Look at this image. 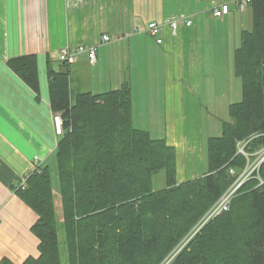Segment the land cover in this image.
Returning <instances> with one entry per match:
<instances>
[{
    "label": "trees",
    "instance_id": "16d2710c",
    "mask_svg": "<svg viewBox=\"0 0 264 264\" xmlns=\"http://www.w3.org/2000/svg\"><path fill=\"white\" fill-rule=\"evenodd\" d=\"M250 27L233 50L241 98L206 141L207 168L178 182L176 149L135 127L128 80L103 92L73 91L69 64L48 69L50 110L62 119L50 164L15 194L36 214L38 255L19 264H160L264 148V0H247ZM8 67L35 93L34 54ZM241 148V150H240ZM233 169V173L229 172ZM165 173V186L152 179ZM264 160L213 219L168 264H264ZM60 211V212H59ZM60 213V214H59ZM0 264H16L9 258Z\"/></svg>",
    "mask_w": 264,
    "mask_h": 264
},
{
    "label": "crops",
    "instance_id": "0c3cea01",
    "mask_svg": "<svg viewBox=\"0 0 264 264\" xmlns=\"http://www.w3.org/2000/svg\"><path fill=\"white\" fill-rule=\"evenodd\" d=\"M221 5H227L229 12L214 17L213 8ZM173 16L191 17L193 23L190 27L180 24L175 33L165 27L162 41L157 43L145 30L146 24ZM215 19L228 26L226 41L231 24L234 50L240 31L250 27V11H240L233 0H0V259L6 257L19 264L28 255H38V240L30 230L37 216L12 193L11 184L31 170L33 156L40 157L42 165L54 159L59 136L54 130L46 72L59 68L53 66L55 61L60 63L59 48L96 45V62L91 64L83 55L84 62L78 59L69 64L70 76L71 66L76 70L95 67L103 48L112 45L118 49L120 59L113 73L116 81H103V87L113 86L110 89L124 80L131 85L132 57L145 54L147 61L151 55L154 60L159 58L160 99L153 104L163 119L166 142L176 149V178L181 182L196 177L190 175L191 168L197 158L202 162V155L197 156L201 149L197 129L184 119L189 112L187 116L196 117L199 109L202 80L207 79L201 73V41L207 22ZM103 34L110 38L107 43L101 41ZM150 39L159 48L152 51ZM28 54L37 59L38 95L7 65L8 59ZM132 99V119L134 113L151 108L145 101L136 106L133 93Z\"/></svg>",
    "mask_w": 264,
    "mask_h": 264
},
{
    "label": "rangeland",
    "instance_id": "374dc122",
    "mask_svg": "<svg viewBox=\"0 0 264 264\" xmlns=\"http://www.w3.org/2000/svg\"><path fill=\"white\" fill-rule=\"evenodd\" d=\"M205 38L201 41V73L206 75L202 80V96L199 97V109L196 117L187 116L184 119L185 124L196 127L197 146L201 147L197 151V156L202 155V162L199 163L198 158L195 166L191 168L190 175L199 176L207 168L206 162V141L209 136L219 135L221 132V122L229 120L228 105L232 102L239 101L241 98L240 80L233 74L232 56H233V34L232 26L229 24L230 34L229 40L226 41V33L228 26L218 22V19L210 20L206 24ZM203 31V30H202ZM237 42H239L238 38ZM151 40V39H150ZM107 43V42H106ZM111 46V48H110ZM106 49L100 51V60L95 67L87 66L78 70L71 66V76L73 91H92L103 92L113 86L107 85L103 87V81L107 78L110 83L113 77L114 68L117 70V63L120 59L119 50L110 45ZM150 48L152 51L159 48L156 42L151 40ZM143 53V52H142ZM145 54L136 55L129 71L130 83L136 106L139 101H145L148 107L145 113L136 112L133 114V125L138 128L149 131L150 136L154 138H164L162 129L163 119L160 113L155 112V101L160 99L159 75H161L159 58L154 60L152 55L147 61ZM139 57V59H138ZM83 60V56L79 58ZM84 62V60H83ZM158 63V64H157ZM60 63L55 61L54 68H58ZM43 74L44 68L40 69ZM45 73V72H44ZM128 75V72H127ZM102 88H99L98 85ZM192 117V118H191ZM198 146V148H199ZM52 168L53 185L57 186L56 168L54 159L50 163ZM165 186V173L159 171L152 179V189L157 190ZM60 212V211H59ZM60 214V213H59ZM185 246L182 240L177 244L171 252L164 258L160 264H168ZM168 260V261H167Z\"/></svg>",
    "mask_w": 264,
    "mask_h": 264
},
{
    "label": "built area",
    "instance_id": "2783aa9c",
    "mask_svg": "<svg viewBox=\"0 0 264 264\" xmlns=\"http://www.w3.org/2000/svg\"><path fill=\"white\" fill-rule=\"evenodd\" d=\"M236 4L237 8L242 11L247 6V0H233ZM229 12V7L227 5H221L214 7L212 10V15L214 17H223L225 14ZM193 21L191 17H184V16H173L166 18L163 22H155L150 21L146 24L145 30L155 38L157 43L162 41V32L165 27L171 29L173 33H175L180 24L190 27ZM134 31H138L137 28H134ZM109 36L103 34L101 37L102 42L109 41ZM85 55L88 61L91 64L96 62V45H84V44H77V45H65L59 48L57 52V59L71 64L76 62L80 56ZM53 123L55 133L60 134L62 132V119L61 116L56 113L53 115ZM241 150V148H240ZM264 160V148L262 151L256 156L255 159L249 161L246 167L237 175L235 180L229 185V187L220 195V197L214 202V204L204 213L202 218L196 224V226L200 223V226L192 233L190 238L209 220L213 219L215 216L219 215L221 212L227 210L229 208L231 199L237 193L240 186L248 179L253 176V172L256 171L260 165V163ZM33 166L31 170L17 179H15L11 184V191L15 193L17 190H22L26 187L27 178L32 172H39L40 167L42 164V159L38 156H33L32 158ZM230 173H233V169H229ZM259 184L264 183V179L258 178ZM189 238V239H190ZM188 239V240H189ZM186 240L185 243L188 241Z\"/></svg>",
    "mask_w": 264,
    "mask_h": 264
},
{
    "label": "bare ground",
    "instance_id": "6f19581e",
    "mask_svg": "<svg viewBox=\"0 0 264 264\" xmlns=\"http://www.w3.org/2000/svg\"><path fill=\"white\" fill-rule=\"evenodd\" d=\"M202 218V217H201ZM200 218V219H201ZM199 219V220H200ZM199 220H198V222H199ZM198 222H196V224L198 223ZM196 224L195 225H193V227L191 228V230L185 235V237L182 239V244H183V246H186L194 237H195V235L204 227V225L190 238V236L192 235V233L197 229V227H199L200 226V223L196 226ZM206 225V224H205ZM190 238V239H189ZM189 239V240H188ZM186 240H188L186 243H185V241ZM166 259V258H165ZM168 261V260H167Z\"/></svg>",
    "mask_w": 264,
    "mask_h": 264
}]
</instances>
